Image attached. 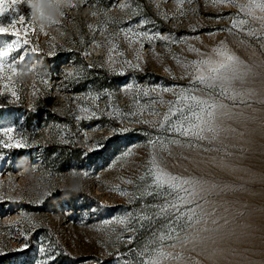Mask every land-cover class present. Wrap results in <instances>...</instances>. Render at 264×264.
Wrapping results in <instances>:
<instances>
[{
	"label": "rangeland",
	"instance_id": "rangeland-1",
	"mask_svg": "<svg viewBox=\"0 0 264 264\" xmlns=\"http://www.w3.org/2000/svg\"><path fill=\"white\" fill-rule=\"evenodd\" d=\"M97 2L99 9L108 10L107 16L94 9L92 0H89L86 6L67 9L60 24H52L46 29L48 34L37 25L35 34L30 37L33 44L38 45L37 52L22 47L4 58L5 63L14 65L17 71L13 79L19 100L15 101L7 91L0 97V105H3L0 108V129H16L17 133L27 136V146L0 150L3 154L0 159V196L3 197L0 200V249L7 253L0 256V264H40L46 255L39 251L41 243L49 253L55 254L52 264H117L119 254H124L127 260L137 259L138 249L163 221L139 229L132 245L115 243L116 233L111 229L116 228L119 232L120 226L104 225L103 221L127 211H139L143 201L130 204L129 198L119 195L115 189L136 190L135 183L124 181L131 179L139 183V177L144 175L152 152L147 146L148 134L155 133L156 122L163 119L174 96L164 92H154L149 97L140 95L141 115L126 117V113L137 110L132 107L136 94L126 93L123 86L128 83L188 85L189 79H181L186 73L183 61L200 58L188 50L189 45L211 55L214 47L227 40V47L246 62L264 60V49L255 40L250 41L252 47H242L236 43L238 37L225 31L209 35L214 30L229 27L227 18L217 20L214 17L237 13L238 9L231 5L205 6V0H197L192 4L185 3L186 15L179 17L178 0ZM238 2L246 3V0ZM121 4L128 7L122 10ZM18 7L20 14L31 17L25 0ZM137 8L140 15L134 18L132 13ZM94 10L98 11L95 17L91 16ZM164 11L178 18L166 21L161 16ZM11 18V15H5L2 23L6 26ZM108 18H114L115 23H106ZM142 18L155 21L148 25L149 31L164 35L172 33L186 38V43H172L166 48L164 42L157 41L153 52L148 43L140 50L138 44L129 46L123 35H111L117 33L125 21L135 25ZM89 24L104 26L103 32H94ZM255 26L258 27V23ZM193 27L197 31H191ZM196 36L200 39H195ZM244 39L248 40L247 37ZM11 43V36L0 34V52L7 51ZM113 45H119L118 50L111 53L117 61L136 62L139 51L141 70L116 64L114 67L118 69L125 68V74L116 75L109 71V49ZM120 51L124 57L119 55ZM20 56H23L22 60ZM173 56H177L180 63ZM166 69H171V73ZM66 72L79 73L80 81L67 80ZM45 77L50 79L47 87L40 82ZM107 90L113 91L115 96L102 95ZM89 92L101 94L99 101L94 103L85 99ZM109 104L118 107L120 114L109 116L107 113L112 111ZM78 105L97 110L99 118L77 121L76 115H85L79 112ZM145 105L149 108H144ZM149 109L157 114H151ZM235 110L257 117L248 123L228 122L244 133L242 137L226 139L223 144L200 142L201 149L173 147V155L164 157L173 173L242 184L247 189L210 198L224 205L218 209L217 215L225 213L227 208L226 215L231 221L227 225V234L216 245L222 251L211 259L196 252L186 253L192 258L188 264L196 261L199 264H264V104L238 105ZM141 119L150 123H140ZM97 143L101 145L100 150L89 151ZM224 145L229 146L227 150L232 153V163L244 171H223L214 165L213 159L219 160L224 153L203 151L204 148ZM129 147H133L134 155L123 158V152ZM84 170L89 172L88 177L82 175ZM73 177L78 186L76 191L71 188ZM48 192L52 195L46 196ZM146 202L151 204L154 201L147 198ZM93 208L95 212L86 211ZM236 210L243 211L244 215H238ZM26 232L30 233L27 240L24 239ZM131 235V232L124 233L125 237ZM23 244L29 247L22 252L14 251ZM181 247L177 244L166 251L180 252Z\"/></svg>",
	"mask_w": 264,
	"mask_h": 264
},
{
	"label": "snow or ice",
	"instance_id": "snow-or-ice-1",
	"mask_svg": "<svg viewBox=\"0 0 264 264\" xmlns=\"http://www.w3.org/2000/svg\"><path fill=\"white\" fill-rule=\"evenodd\" d=\"M167 2V0H161ZM197 0H178L177 11L178 16L186 15L184 4H192ZM23 0H0V34H6L12 37V43L8 50L0 52V97L4 96L7 91L15 101L19 100L17 94L14 76L17 75L15 66L5 63V57L12 52L18 51L22 47H27L33 52L38 51V45H34L30 37L35 34L37 29L36 21L32 18H26L20 14L18 5L22 4ZM89 0H74L69 5V9H77L80 6H86ZM231 5L238 9L237 13H230L228 17L223 14H218L215 19L227 18L229 27L226 29L214 30L209 35H215L220 31L227 32L230 36L238 37L236 43L242 47H252L250 41L255 40L261 49H264V0H246V3H239L238 0H205V6L219 7ZM91 6L94 9H99L97 0H92ZM159 10V5H155ZM121 9L128 7L126 4L120 5ZM100 14L107 16V9H99ZM259 13V14H258ZM98 14L97 10L91 12V16L95 17ZM5 15H11V21L6 26L2 23ZM133 17L140 15V9L132 13ZM66 13H62L65 17ZM164 20L177 19V16H170L167 11L161 13ZM53 24H60L61 21H53ZM106 23H115L114 18H108ZM155 21L148 18H142L135 25L130 21H125L117 33H112L113 37L123 35L129 46L138 44L142 50L145 43L152 45L153 52L155 51V42H164L165 47H169L172 43L185 42L186 38L176 37L174 34H161L158 31H149L148 25ZM258 23V27L255 26ZM41 31L43 25L39 26ZM88 27L94 32H103L102 25H91ZM191 31H197L195 27ZM46 35V33H45ZM247 37L248 40H245ZM195 39L199 40V36ZM83 42V41H81ZM109 43H112L109 41ZM50 47H53L50 45ZM119 45H113L109 49L110 65L109 71L116 75H124L125 68H116L114 65H127L128 69L140 71L139 63L140 54L137 51L136 62L122 59L115 60L111 53L117 51ZM188 50L196 53L200 58L192 61H183V66L186 73L181 79H189L188 85L175 86H141L139 83H128L123 86L122 90L126 93H135L133 97L132 107L137 110L130 111L125 114L126 117H138L141 115V105L139 96H151L154 92L171 93L174 100L169 102L167 113L163 115V119L156 122V131L154 134H148L150 139L147 141V146L152 148L148 167L144 175L139 177V183L131 179L124 182L127 184H136V190L129 192L128 190L116 188L115 191L123 197L129 198V203L134 204L137 200L143 201L139 211H127L124 214L115 215L103 221L104 225L120 226V231L116 228L111 231L116 233L115 243H123L132 245L135 241V236L139 229L144 228L146 224H153L156 221H163L161 226L153 231L147 241L136 252L137 259H124V254H119L116 257L117 264H188L191 256H186V253L196 252L205 255L207 258H214L222 249L216 247L227 234V225L231 222L226 213L217 215V211L224 205L217 204L210 198L231 192L247 191L244 185H235L230 182H225L217 179H208L198 176H183L171 172L167 167V162L164 159L165 155L172 156V148H187L201 149L200 142H206L209 145L221 143L229 138L242 137L243 132L233 127L228 123L231 121L235 124L248 123L255 121V115H249L244 111H236L238 105L251 107L252 103L264 104V60L246 62L240 56L235 54L227 47V40H223L220 44L212 49V54L201 53L195 46L189 45ZM86 55L88 53H85ZM48 55H53L49 53ZM121 57H124L122 51L119 52ZM20 60L23 56L19 57ZM180 63L177 56H173ZM171 73V69H166ZM65 77L73 83H78L81 79L79 73L66 72ZM176 77L173 75V79ZM40 82L47 87L50 84L49 78H41ZM36 90L34 88L33 95ZM104 96L113 98L115 93L107 90L102 93ZM101 94H93L91 92L85 94V99H90L94 103L99 101ZM74 99H80L74 97ZM155 103V101H153ZM3 105H0L2 108ZM111 112L107 114H120L118 107H113ZM149 108L148 105L143 106ZM35 105H33V110ZM98 108V105H97ZM80 113L85 115H76L77 121L98 119V111L89 107L78 105ZM151 114L157 113L149 109ZM140 123H150L141 119ZM125 129L124 131H127ZM27 146V136H22L17 133L14 128L0 129V150L22 148ZM228 145L218 148H204L203 151L223 152L219 160L213 159L214 165L229 173L244 171L232 163V153L229 152ZM231 147H236L231 145ZM101 145L97 143L89 151L100 150ZM85 155H87L85 153ZM134 155L133 147H129L122 154L123 158ZM3 158L0 152V159ZM187 159V157H181ZM75 175V171L72 172ZM84 177L89 176V172H82ZM52 193H46V196H51ZM147 198H151L154 202L148 204ZM3 197L0 196V200ZM42 203V201H41ZM86 211L95 212L96 209ZM237 211L240 216L244 215L243 211ZM224 223L221 224L220 221ZM35 227V225H33ZM125 232H131L132 235L125 237ZM30 233H24V239L27 240ZM174 241V243H168ZM180 244V252H168L166 248H175ZM29 247L28 244H23L22 247L14 251L22 252ZM50 247V246H49ZM41 253H45L40 264H52L55 260V254H51L43 243L39 247ZM132 250L129 249V254ZM7 253L0 249V256ZM111 255V253H109ZM144 257H147L144 259ZM93 260L95 258H92ZM194 264H199L198 261Z\"/></svg>",
	"mask_w": 264,
	"mask_h": 264
},
{
	"label": "clouds",
	"instance_id": "clouds-1",
	"mask_svg": "<svg viewBox=\"0 0 264 264\" xmlns=\"http://www.w3.org/2000/svg\"><path fill=\"white\" fill-rule=\"evenodd\" d=\"M73 2L74 0H25V6L37 25H43V29L47 33L46 29L53 24V21H61L62 13H65ZM72 179L74 182L71 188L76 191L78 186L75 183V178Z\"/></svg>",
	"mask_w": 264,
	"mask_h": 264
}]
</instances>
